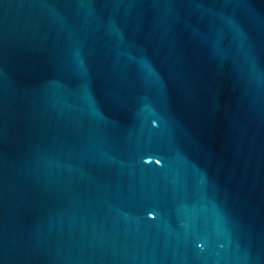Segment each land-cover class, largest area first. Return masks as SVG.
<instances>
[{"label":"water","instance_id":"obj_1","mask_svg":"<svg viewBox=\"0 0 264 264\" xmlns=\"http://www.w3.org/2000/svg\"><path fill=\"white\" fill-rule=\"evenodd\" d=\"M0 264H264V0H0Z\"/></svg>","mask_w":264,"mask_h":264}]
</instances>
